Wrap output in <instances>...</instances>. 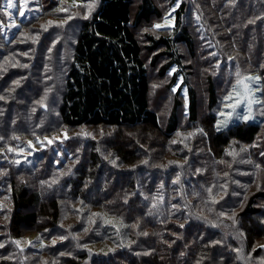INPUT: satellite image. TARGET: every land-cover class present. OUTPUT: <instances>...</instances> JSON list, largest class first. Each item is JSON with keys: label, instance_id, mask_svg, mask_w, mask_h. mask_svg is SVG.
<instances>
[{"label": "rangeland", "instance_id": "obj_1", "mask_svg": "<svg viewBox=\"0 0 264 264\" xmlns=\"http://www.w3.org/2000/svg\"><path fill=\"white\" fill-rule=\"evenodd\" d=\"M159 1L162 8L170 3L169 0ZM221 1L220 6L227 5V0ZM229 1L232 2L231 9L247 13L246 21L242 22L244 17L240 16H234L229 20L222 14L219 15L217 0H175L171 2L173 4L165 12L161 22L152 23L149 31L162 34L169 32L175 26L173 9H177V3L186 2L193 5L194 13L186 18V23L190 26L192 33H196L200 47L199 55L207 51L210 53L205 58L201 56L200 61L196 57L189 58L187 49L185 47L182 49L180 46L186 55L185 61L188 66L186 68L191 72V85L197 87L200 103L203 109H206L205 82L206 78L213 73L218 103L213 110L207 111L218 116L214 129L222 132L240 122H254L261 128L256 139L250 144L231 140L222 155L217 157L205 144V132L201 126L187 124V94L185 95L183 91L186 87L182 83V77L180 76L174 86L166 88L170 74L160 79L156 76L155 68L152 67L150 73L154 80L153 90L155 91L152 104L160 110L162 118L166 119L164 116L171 111L177 98L178 102L182 103V129L167 140L162 135L152 137L153 144L139 154L140 157L135 165L120 166L118 156L102 142V147L98 150L101 160L97 169L92 172L95 176L91 177V173L88 172L85 182L79 188V192L89 196L88 199L99 189L106 196H112L114 190H117L116 199L120 200L116 204L103 199L104 202H111L104 208L112 215L109 216V220L105 219L102 225H98L97 221L100 220L98 216L100 217L104 208L101 211L96 207L90 209L88 203H91L87 199L85 202L71 198L68 193L69 189L73 191L72 185L64 183L63 178L62 189L59 188L57 193L62 194L60 198H63V194L69 197L60 200L62 216L59 226L65 230L42 233L22 228V237L14 239L8 237V216L0 214V244L4 245L0 247L1 262L4 260L7 264H45V262L46 264H63L65 258L77 260L86 256L82 264H98L93 260L98 256L106 255L107 251L113 254L125 246L130 248L136 245L139 248L137 243H140L137 240L127 238L129 231L123 225L132 218L131 212L128 214V209L124 212L120 211L121 205L128 206L127 203L131 201L133 206L141 210L137 217L133 216L134 220L129 224V230L136 229L138 236H145L143 233L155 229L165 232L166 230L162 229H165L167 225L170 227L183 225L182 229L189 231V238L200 235L199 241L205 244L197 250L192 264H264V247H261L264 246V235L253 239V242L249 244L250 231L253 235L256 234L257 228L260 230L264 228V198H256L255 201V207L261 210L259 214L249 217L241 213L251 196L264 192V155H262L264 153V114H262L264 103L252 105V119L247 121L236 119L234 113L226 125L220 123L226 119L220 113L230 111L224 105L231 101H225L224 98L233 93L234 88L239 90L238 80L245 77H260L259 81L251 82V87L261 89L254 92V97L264 101V0H252V3H257L250 14L253 19L249 17V11H247L248 0ZM7 2L8 0H0V9L3 13V17L0 15V82L2 86L5 82L3 89L0 88V96L4 97L0 100V109L7 104L14 105L16 102H22L30 109L43 108L48 112L47 118L52 119L51 112L54 114L55 106L59 102L63 78L73 55L80 22L85 19V16L88 18L94 13L99 0H61L57 6L47 11L44 8L45 0H31L28 4L31 11L24 17L18 15L22 0H14L17 3V9L6 8ZM199 3H202L203 7ZM88 4H94L90 13L84 6ZM59 8H68L69 11L60 12L57 10ZM203 11L208 12L209 16L200 17L204 14ZM7 13H11V19ZM68 16L73 18L62 27L56 26ZM13 20L19 27L12 26ZM223 21H230L238 26L227 29ZM49 22H53L51 26H48ZM157 24L162 27L156 28ZM44 26H48L47 31L44 30ZM241 44H245L246 49H242ZM256 47L258 59L253 57ZM206 58H209L210 62L207 63ZM172 69H175L174 66ZM16 81H19V84ZM173 88H176L175 92ZM36 91L39 93L36 94ZM17 94L20 96H16ZM38 101H43L47 107H42ZM16 111L19 112V107ZM236 111L241 115L246 114L247 107L241 105ZM2 115L0 114V125L3 123L1 120L4 115ZM63 133L58 131V134L53 137H58L59 141L56 140L51 145L47 143V147L40 154L33 152L27 144H24L26 147L20 146L15 149L12 157L16 171L26 172L29 167H32L33 172L46 175L54 162L59 158L60 161L63 160L67 156L65 153L70 152L68 143L81 142L82 148L87 146L89 149L92 147L90 142L98 144L108 135L106 132L101 133L97 130L92 132L82 128L67 134L69 138L64 139ZM56 145L59 146V150L55 152V155L52 149ZM87 153V150L81 153L76 164L77 166L85 164L89 171L92 168L90 156H87ZM116 168H119V172L116 173L118 175L114 174ZM111 172L119 176L118 183L116 180L113 181V177H106ZM177 176L180 178L179 182L173 183ZM130 182L134 186L133 189L127 188ZM94 199L99 198L93 197L92 200ZM154 203L157 205L155 208H153ZM85 206L90 210L83 213V210L87 209ZM76 210L86 216L82 218ZM230 217H234L235 222ZM103 226H107L110 230H101ZM61 237L65 239H60ZM95 237L100 240L94 239ZM179 238L183 241L187 236L180 234ZM93 239L94 243H90ZM16 240L21 241L19 246L15 243ZM28 241L32 244L29 245ZM53 241L56 243L53 244ZM176 241L177 239H174L171 244L174 245ZM188 243L190 247L193 246L192 242L188 241ZM104 245L108 250H105ZM178 247L181 249V242ZM216 248L213 258L212 251ZM209 249H212L211 252L208 251ZM137 253L139 254L137 256L142 258L141 256L150 255L152 252L147 248L146 251ZM116 261L118 264H129L122 258ZM141 262L140 260L139 263Z\"/></svg>", "mask_w": 264, "mask_h": 264}, {"label": "trees", "instance_id": "obj_2", "mask_svg": "<svg viewBox=\"0 0 264 264\" xmlns=\"http://www.w3.org/2000/svg\"><path fill=\"white\" fill-rule=\"evenodd\" d=\"M45 1L44 8L47 11L57 6L61 0ZM169 1L170 3L162 8L159 0H99L94 13L80 22L73 55L63 78L59 102L55 106L54 114L51 112L52 119L47 118L48 112L43 108L30 109L27 104L22 102L1 107L0 114L4 116L2 115L3 123L0 125V137H2L0 139V207L2 208H0V214L8 216V237L14 239L22 237V228L42 233L65 230L59 226L62 216L60 200L69 197L67 194H63V198H60L59 196L62 194L57 193L59 188L62 189V178L64 183L72 185L73 191L69 189L71 192L68 193L71 195L70 197L85 202L87 199L91 203H88L90 209L96 207L101 211L105 205L107 207L111 202L116 204L120 200L116 199L118 196L116 189H113L112 196L102 194V190L99 189L90 195V199L84 192H79V188L87 178L86 175L91 173V177L95 176L92 172L97 169L101 160L98 150L102 147V142L118 156L120 166L135 165L140 157L139 154L153 144L154 138L152 137L162 135L167 140L182 129V103H179L177 98L171 111L164 116L166 119L162 118L160 110L152 104V97L155 93L153 90L154 80L150 73L152 67L157 72L156 76L163 79L168 77L166 74H169L174 66L176 71L169 75L166 88L174 86L180 76L182 77V83L187 89V124L201 126L205 132V144L217 157L222 155L231 140L250 144L260 134L261 128L254 122H240L222 132H217L214 129L218 116L208 112L213 110L218 103L217 88L213 80L214 74L211 73L213 76L210 74L206 78L207 106L206 109H203L198 98V89L190 82L191 72L186 68L188 67L185 61L186 55L181 50L182 47H185L189 58L196 57L199 60L201 56L205 58L210 53L207 51L201 56L199 55L200 47L197 43L196 33H192L190 26L186 23V18L194 13L193 5L186 2L179 4L180 6L173 13L175 26L169 32L162 34L149 31L151 24L161 22L165 12L173 4L171 2H175V0ZM217 1L219 15L222 14L229 20L234 16L244 17L242 22L247 20V13L231 9L232 2L229 0H225L226 6H220L222 1ZM240 1L242 2V0ZM248 3L247 11H249V17L253 19L250 14L257 3H252V0H248ZM199 4L203 7L202 3ZM1 10L0 15L3 17ZM203 13L200 17L209 16L208 12L203 11ZM223 23L227 29L238 26L230 21H223ZM241 45L242 49H246L245 44ZM256 50L257 47L253 52V57L258 59ZM205 60L207 63L210 62L209 58ZM4 84L5 82H3V86ZM3 86L0 82V88L3 89ZM38 93L36 91V94ZM16 96H20V94ZM17 107H19V112L16 111ZM82 128L92 132L95 130L101 133L106 132L108 135L98 144L90 142L92 147L89 149L87 146L82 148L81 142L68 143L70 152L65 153L67 156L63 160L60 161L59 158L54 162L53 167L47 170L46 175L33 172L32 167H29L26 172H18L14 168L13 151L10 149H17L24 144L28 145V142L31 141L33 152L40 154L47 147V141L41 144L37 141V137L43 141L44 137L52 138L58 134V131H66L69 135L72 131ZM14 137H18V139H14ZM73 146L74 151H72ZM58 150L59 146L56 145L52 152L55 153ZM86 150L87 156H90V167L92 168L89 171L85 164L79 166L76 164L80 154L85 153ZM118 170L119 168H116L114 174L118 173ZM34 173L36 174L34 175ZM116 175L111 172L106 177H113V181L116 180L118 183L119 176ZM53 180L56 183H53ZM133 187L130 182L127 188L133 189ZM93 197L99 199L92 200ZM250 198L241 212L249 217L261 212L258 207H255V201L256 198H264V192L257 193ZM103 199H108L111 202H104ZM132 204L130 201L127 203L128 206L121 205L120 211L124 212L128 209V214L131 212L132 216L130 221L124 222L123 225L129 231L126 235L127 238L137 240L141 245L137 243L139 248L136 245L130 248L125 246L113 254L111 251H107L106 255L96 257L94 262L118 264L116 260L122 258L129 264H136V262L138 264L140 260L142 262L139 264L193 263L197 250L202 248V244H205L199 241L200 235L189 238L187 229L167 225L165 229H162L166 230L165 232L155 229L149 231L145 236H138L139 233L136 229L129 230V224L134 220L133 216L137 217L141 211ZM85 208L87 207L85 206ZM90 209L83 210V213ZM109 210H113V208H109ZM76 211L78 213H75L82 218L86 216L78 210ZM111 215L112 213L104 208L100 217L98 216L100 220L97 221V224L102 225L103 221L109 220ZM103 229L110 230L107 226H103L101 230ZM262 231L264 232V228L262 230L257 228L256 234L253 235L250 231L249 244L253 242V239L264 235L261 233ZM180 234H184L187 238L180 241L182 240L179 238ZM143 238L145 239L142 240ZM94 239L99 238L95 237ZM94 239L90 243H94ZM174 239L177 241L173 245L171 242ZM188 241L193 243L192 247L187 245ZM180 242L182 243L181 249L178 247ZM111 245L117 246L115 243H111ZM142 246L147 247L152 253L139 258L137 252L147 250ZM105 250H108L106 246ZM211 250L208 251L211 252ZM216 251L217 248L212 251L213 258ZM85 258L86 256L77 260L65 258L63 264H82V260ZM2 261H0L1 264H7L4 260Z\"/></svg>", "mask_w": 264, "mask_h": 264}, {"label": "snow or ice", "instance_id": "obj_3", "mask_svg": "<svg viewBox=\"0 0 264 264\" xmlns=\"http://www.w3.org/2000/svg\"><path fill=\"white\" fill-rule=\"evenodd\" d=\"M31 2V0H22V4L21 6L18 8V15L20 17H24L26 16L27 12L31 11L30 8H28V4ZM85 7L88 8L89 13L91 12L92 8L94 7V4H88V5H84ZM179 3H177L176 7H179ZM6 8L8 9H17V3L14 2V0H8ZM60 12H67L69 11L68 8H59L57 9ZM173 11H175V8L173 9ZM7 15L9 16V19H11V13H7ZM73 17L72 16H68V18L64 21H62L60 24H57V27H62L64 24H66L68 22V20H71ZM85 18H87V16H85ZM167 19V18H166ZM174 19V17H173ZM53 22H49L48 26H51ZM249 23H254V21H249ZM12 26L13 27H19L18 24H16L15 20L12 21ZM48 26H44V30L47 31V27ZM171 26V25H169ZM156 28H160L162 27V25L157 24L155 25ZM49 51H51V49H49ZM212 55H215V53H212ZM23 67H27V65H23ZM176 69H172V72H175ZM172 72H170L169 74L171 75ZM237 75L239 76V73H237ZM182 79V78H181ZM261 78L260 77H245L241 80H238L237 84L240 86L239 90H237L236 88L233 89V93H230L229 95H227L224 99L225 101H231V103H225L224 107L227 109H230V111L227 112H221L220 115L226 117V119L222 122H220L223 125H226L228 123V119L232 118L233 114L235 113L236 115V119H243L245 121L252 119V105L253 104H257V103H264V101H260L257 100L254 97V92L255 91H260L261 89L257 88V89H253L251 87V82L253 80L255 81H259ZM247 81V83L245 82ZM17 84H19V81H16ZM155 87V86H154ZM177 87H179V85H177ZM49 91H51V89H49ZM173 91H176V88H173ZM185 95L187 94V89L183 90ZM4 97L0 96V100H3ZM38 103L41 104L42 107H47L46 104L43 103V101H38ZM241 105H245L247 107V112L246 114L241 115L239 112H237V108H239ZM262 114H264V112H262ZM218 130H219V125H218ZM85 135H90L88 133H85ZM191 135V134H190ZM63 138L64 139H68V135L67 132L65 131L63 133ZM0 139H2V137H0ZM14 139H18V137H14ZM58 139V137H52V138H48V137H44V140L41 141L39 137H37V141L40 142L41 144L44 143V141H47V143L49 145H51L52 143H54V141H56ZM63 141H61L62 143ZM173 143H176V141H173ZM28 146L32 147V142L29 141L28 142ZM243 150V149H242ZM10 151H15V149H10ZM230 155H234V153H230ZM262 155H264V153H262ZM113 163H115V161H112ZM250 162V161H249ZM17 163H19V161H17ZM146 163V162H145ZM257 167H259V165H257ZM199 171V170H197ZM179 176H177L176 180L173 181V183H178L179 182ZM53 183H56L55 180H53ZM162 187V186H161ZM209 191H211V189H209ZM161 200L163 199L162 197L160 198ZM157 207V205L154 203L153 204V208ZM175 207V206H174ZM230 219H233V222H235L234 217H230ZM181 227H183V225H181ZM87 231V229H86ZM143 235H147V233H143ZM60 239H65V237H61ZM15 243L17 244V246L20 245L21 241L16 240ZM53 244H55L56 242L53 241ZM28 244L31 245L32 242L28 241ZM41 246H43V243L41 242ZM0 247H4L3 244H0ZM264 247V246H261ZM21 251H23V249H21ZM46 264V262H45Z\"/></svg>", "mask_w": 264, "mask_h": 264}]
</instances>
